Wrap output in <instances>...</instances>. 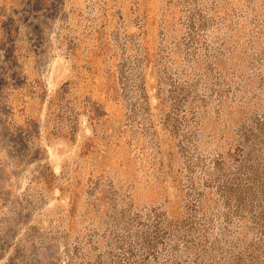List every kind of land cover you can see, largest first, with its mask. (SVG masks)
<instances>
[{
    "label": "rangeland",
    "instance_id": "rangeland-1",
    "mask_svg": "<svg viewBox=\"0 0 264 264\" xmlns=\"http://www.w3.org/2000/svg\"><path fill=\"white\" fill-rule=\"evenodd\" d=\"M0 264H264V0H0Z\"/></svg>",
    "mask_w": 264,
    "mask_h": 264
}]
</instances>
